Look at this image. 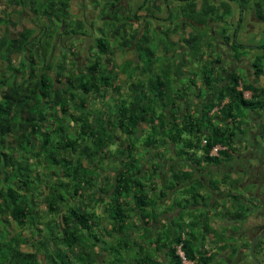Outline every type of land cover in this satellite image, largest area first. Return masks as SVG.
<instances>
[{
    "label": "trees",
    "instance_id": "16d2710c",
    "mask_svg": "<svg viewBox=\"0 0 264 264\" xmlns=\"http://www.w3.org/2000/svg\"><path fill=\"white\" fill-rule=\"evenodd\" d=\"M161 1L142 0L137 10L145 17L153 15L161 9ZM181 1L180 15L197 24L219 18V9L231 13L224 1L217 6L208 0L199 6L196 0ZM2 4L4 11L30 15L34 21L46 17L47 22L38 23L43 31L31 26L13 35L0 34V264H159L155 252L160 249L165 250L169 264H183L178 247L193 264L214 260L212 246H205L204 232H210L208 215L195 209L198 200L205 198L198 189L203 180L180 164L196 163L195 148L202 150L206 162L230 159L231 146L244 134L236 120L244 118V110L264 108V86L243 83L234 73L216 93L217 100L206 104L207 109L201 108L199 114L191 112L187 106L190 98L177 88L183 94L182 99L179 96L184 101L183 111L171 77L182 74L183 62L170 65L168 60L154 68L160 58L149 46V36H140L132 28L122 5L109 11L108 29L97 27L94 49L89 51L94 57L80 69L76 70V62L68 65L66 54L53 61L51 55L37 68L33 60L43 62V52L59 42L54 32L68 38L89 36L93 25L88 30L87 21L69 15L70 0H3ZM256 4V15L263 19L259 10L264 5ZM7 25L17 24L0 15V27ZM127 26L131 27L129 33ZM105 30L117 41L116 47ZM204 35V31L196 32L192 41H187L195 56H199ZM223 38L233 47L242 46L233 44L234 32ZM132 44L136 62L125 60L119 66L113 60L116 49L126 51ZM259 47L264 49V43ZM71 48L72 44L67 50ZM263 59L264 54L258 55L252 63L257 77L264 71ZM140 67L145 78L130 80ZM203 70V82L210 86L208 69ZM120 73L132 81V90L123 92L117 84ZM192 82L189 78L188 84ZM244 91L251 92L250 98ZM223 97H228V102L221 103ZM215 106L218 112L209 114ZM213 117L222 124L214 126ZM201 132L206 140L200 145ZM8 137L11 146L6 145ZM215 144L226 148L210 154ZM173 148L176 158L167 155ZM98 179L100 186L93 183ZM90 188L93 195L83 194ZM96 191L101 194L95 196ZM167 191L182 193L172 206L186 209L184 213L190 216L185 220L180 210L178 218L155 227L169 209L157 207ZM232 197L239 202V196ZM39 204L44 207L37 209ZM240 212L227 211L225 217H238ZM133 216L139 224L131 221ZM200 226L203 230L195 231ZM218 237L213 243L223 250L224 233ZM23 245L35 250H24Z\"/></svg>",
    "mask_w": 264,
    "mask_h": 264
},
{
    "label": "rangeland",
    "instance_id": "374dc122",
    "mask_svg": "<svg viewBox=\"0 0 264 264\" xmlns=\"http://www.w3.org/2000/svg\"><path fill=\"white\" fill-rule=\"evenodd\" d=\"M2 1H0V15H3L7 18H11L13 21L16 22V27H12L11 25H7V26H2L0 27V34H14L16 30L21 29L22 27H33L36 29V31L38 30H42V28H40V25L38 26V23L41 24L43 22H47L46 21V17H40L38 20L36 19L34 21V19L32 20L30 15H26V16H20L18 15V13H13L12 11L9 10H3L4 5L2 4ZM102 0H70V7H69V12H70V16L73 18H81L84 19L85 21L88 22V26L87 29L90 30L91 28L89 26L93 25V31L90 33V35H77V36H73V37H65V35H59L58 32H54V38L56 39L57 36L59 38V42L57 40V44L51 48H49L48 50L45 51L44 47L42 49V52L45 53V58L42 61H37V60H33V64L39 68L43 65H45L48 61V57L52 55V61L55 59H60L62 57V54H66L67 55V61L69 62V66L72 65V63L76 62L77 63V68L76 70L80 69L85 63L88 62L89 59H92L94 57V55L90 54L89 51H93L94 46H93V37L94 35H96L99 31L97 29V27H102L105 29L107 28V21L109 20L108 17V13L110 10H113L115 7L122 5L123 6V12L125 15H129L130 18L135 17L136 18V14H142L143 12H138V4L140 3V1L142 0H105V1H110L111 3L108 5H104V1ZM209 2H211V0H208ZM229 1V0H228ZM259 3L263 4L264 0H258ZM163 1H161V9L159 11H157L155 13V15H158L159 17H162V19H164L165 17H169L167 20H160L158 21L156 20H152V18H148L146 17L145 19H148L146 22V26L149 27L150 30L146 31V26L145 23L140 19V16L138 17L139 20H132V28L136 29L137 31H139L140 36L143 35H148L149 39H155L158 40L159 36L161 35L159 30L161 29H154L155 27H153L154 25L156 26V24H160L162 27H166L168 26V24H173L176 16L180 15V11H178V8L180 9L182 6V1L181 0H166V2L168 3V7L166 8V6L164 4H162ZM112 3L116 4L114 7H112ZM231 2L229 1V4ZM91 4H96V6H92ZM106 4V3H105ZM125 4V5H124ZM232 5V3H231ZM233 8L236 9V11H238V5L233 3ZM156 11V10H155ZM241 11V9H240ZM100 13V14H99ZM111 13V11H110ZM121 13V12H120ZM104 15H106V17H104ZM141 16L145 17L144 14H142ZM241 20L242 22L239 24L238 22H236L235 24H230L232 22H230L233 18V21L238 20L239 18H235L234 15L232 14H228L227 18L224 19V21L220 18L219 19V26L217 28V24L211 23V29L213 30L212 33H206V37H207V42H209L210 40H216L217 43L214 44L213 41L209 42L210 45H208L204 50H206L204 53L209 52L210 54H203L201 52V54L199 56H195L192 55L191 50H189L188 48V42L190 40V37L186 36V31H188L190 29V26H188V28L186 27H181L180 26V21L179 24H174L171 28L173 29H169L168 30V34L171 35V40L173 42H176L178 44V47L180 48V50L176 47V46H169L168 49L164 52L161 51L160 48H157L154 45V40L153 42L151 41V43L149 44V46H151L152 48L154 47V49L156 50V53L159 55L158 58L159 61L156 64V66H158L159 63H167L168 60L170 62H168L170 65L172 63H177L179 64L181 61L184 63V67L180 66V69L182 70V74H175V78L178 81V86H182L184 85L187 80L189 78L193 79V82L191 84H188L187 87H185V92H187L188 97H190L189 103H188V107H190V110H192V108L194 106H197L195 101L193 100H197L198 96L194 95V94H199L200 95V100H202L203 103L208 104L209 101H216L217 100V96L216 93L218 92L219 89H221L222 87L220 86L222 83L223 85H225L226 83L228 84L229 78H230V73L229 71L232 70L237 72L240 76V80L243 81V55L240 59V61H237L236 58L234 57V52L233 49L234 48H239L240 46L236 45L235 47L233 46H227L226 44H222L224 43L223 41H219L217 40V38L215 37L216 34H218V36H220L221 40L223 39V37L228 33L229 36L232 35L233 33V29L234 27L237 25V28L235 30L234 33V38L233 39V44H240L243 45V53L246 54V60L249 62H252V59L247 58L251 56V53L254 52V49H251V47L248 46H255L258 45L259 43H264V23H261L259 21L256 20H252L251 18H249L247 16L244 17V11L240 13ZM142 17V18H143ZM230 19V20H229ZM236 19V20H235ZM144 20V19H143ZM209 21V20H208ZM90 22H93V24H91ZM106 22V23H105ZM36 24V25H34ZM159 25V26H160ZM49 27V26H48ZM48 27L46 28V30L48 29ZM98 27V28H99ZM126 31L129 33L131 32V27L127 26ZM153 29L155 31H153ZM43 31V30H42ZM106 31V30H105ZM157 31V32H156ZM208 32V30H206ZM107 32V36H109L110 41L113 43V46L116 47L117 46V41L113 39L112 36H110L109 32ZM164 34V33H163ZM205 37V38H206ZM213 37H215L213 39ZM204 38V39H205ZM169 41V40H168ZM180 42H182L180 44ZM60 43V45H59ZM72 44L73 48H71V50H67V47ZM133 45V44H132ZM131 45V46H132ZM203 45V44H202ZM93 46V47H92ZM218 46V48H216ZM231 48V49H230ZM119 53L116 54V56L114 55L113 60L115 61V63L117 64H121L122 61L127 60L129 58H132L133 60L135 58V54L132 52L131 49H127L126 52H120L118 50ZM181 53L183 54V60H180L181 58ZM255 53V52H254ZM253 54V53H252ZM169 57L170 59H163L165 57ZM253 58V56H252ZM217 60V62L215 63V67L217 68L216 71L221 72V70H223L224 72L221 73L220 76L216 77L215 83H213L212 81V77L213 75H211V73H213L212 71L210 73H206L208 74V77H210V86H207L205 84V82H203L204 79V68H208L211 67V64H207L208 60ZM192 61L194 62L192 64ZM75 63V65H76ZM138 63H142L139 62ZM253 63V62H252ZM251 63V72L252 70H254V66ZM263 67H264V59L262 61ZM221 67V68H220ZM155 68V67H154ZM238 68V69H236ZM236 69V70H235ZM247 69V68H246ZM117 70V69H116ZM48 73V71H47ZM53 71H50V74H53ZM179 73V72H178ZM132 77H134L133 80L138 78H145V76L147 74H143V70L140 67V69L137 72H132ZM245 77L248 78V75H246V72L244 73ZM126 74L121 73L117 79L118 82L117 84H121L122 88H123V92L124 91H130L133 88V83L132 81H127L126 79ZM149 77V74H148ZM259 77V76H258ZM245 79V78H244ZM129 82V83H128ZM188 83V82H187ZM212 84H214L212 86ZM174 87L172 89H174V91L177 90L176 85H173ZM242 86V82H240L238 84V89H240ZM176 89V90H175ZM176 94L178 95L177 97V102L180 104V108L184 111V101H182L181 99L183 98V94L179 93L178 91H176ZM170 96V94H168ZM185 95V96H187ZM215 95V96H214ZM179 96L181 99H179ZM244 96L249 98L250 93L248 91H244ZM195 99H191L194 98ZM200 101V103L197 104H201L202 103ZM224 102H228V97H223L221 103ZM203 109H207L206 105L203 107ZM214 112H218L217 110V106H215L212 110H210L209 114H213ZM219 114V113H217ZM262 119H264V109H262V113L261 115H259ZM230 120V119H229ZM240 124V129H244L243 127V118L242 120L239 118H237L236 121H239ZM245 121V120H244ZM213 122H214V126L215 124L220 125L222 124L221 121H219L218 118L213 117ZM203 127V126H202ZM201 127V129H203ZM264 127H262L263 130ZM256 130V129H255ZM256 132L259 133V130H256ZM252 133V132H251ZM256 134L255 139L249 138L247 136V140L244 141L243 143V134L238 135V139L237 141L234 142V145L231 146L230 149H232V158L233 161L231 164H229L228 166H226V163L228 161L227 160H223L220 162H206L203 159V155H202V150L199 148H195L194 150V154H196L194 157V160L196 161V163H185V164H180L181 167H183L184 169H187L190 171H192L193 176L197 177L201 180H203V184L200 188H198L204 195L205 198L204 200L199 199L197 204H196V212L198 213H205V210L209 211L208 215V224L210 225V233L212 232V234H208L206 236V240H205V246L206 247H211L214 243H213V234H216L217 231L219 230L222 219V216H226L224 215V213H222V209H224L222 206V204H226V206H231V202L233 200L232 196H241L240 192H243V189H241L240 187H237V183L240 182L241 180H243V173L236 171L235 168H241V166L243 165V152L246 154L245 158L249 159L253 152H264V130L263 132L259 135ZM200 135V145L203 144L206 140V134L201 132L199 133ZM252 139V140H251ZM247 143V144H245ZM6 145L11 146L13 145V141L10 137L7 138V142ZM249 145L250 146V151L248 152L246 151V146ZM235 148V150H234ZM166 150V148L164 149ZM167 155L171 156L172 158H176V151L175 149H170L169 152L167 153ZM216 155V154H214ZM262 160H264V156H260ZM251 159V158H250ZM118 160V159H117ZM193 160V161H194ZM194 161V162H195ZM234 162V163H233ZM224 164V165H223ZM235 164L237 165L235 167ZM262 166L263 171H264V165H259ZM235 167V168H234ZM243 167V166H242ZM230 170V172H229ZM252 170V168H251ZM99 171V170H98ZM264 177V174H263ZM226 179V182L223 183V180ZM209 180H217L218 183L217 184H211L208 182ZM94 184H101V179H98V181L94 180L93 181ZM159 186L161 185V182H158ZM251 188V187H250ZM263 188H264V184H263ZM41 189H43V187H41ZM178 190V189H177ZM83 194H92L93 195V188H90L86 191H84ZM101 193L99 191H96L95 196H99ZM182 193L179 192H174V191H167V194L158 202L157 207L160 210L163 209H168L166 210L165 213H163L159 218V221L155 224V227L157 225H160L161 227L165 226L166 223H168L170 218H178L179 217V212L180 210H183V212H181L180 214L183 215V217L185 218V220H188V216L189 214L184 213L186 209H179L177 207H173V200L174 199H180L182 198ZM103 197L105 198L106 196L103 195ZM86 198H84L85 200ZM231 199V202H230ZM104 201V200H103ZM214 203V205L217 208V211L215 209V207H212V204ZM223 202V203H222ZM212 203V204H211ZM208 205V207H206ZM231 204V205H230ZM203 205V206H202ZM43 204H39L37 206V209L43 208ZM173 207V208H172ZM192 206H190L189 208H191ZM103 208V205L100 204L98 211L101 212ZM193 208V207H192ZM191 208V209H192ZM194 209V210H195ZM216 211V212H215ZM192 213L193 210H189L188 213ZM215 213V214H214ZM190 216V215H189ZM192 219V218H191ZM202 220V217H201ZM201 220H199L198 223H201ZM132 222H135V224H137V218L135 216L132 217L131 219ZM130 220L128 221L131 222ZM140 223V222H139ZM138 223V224H139ZM222 226V225H221ZM11 227H15L14 225H12ZM9 227V228H11ZM12 228V229H13ZM200 228V227H199ZM201 229V228H200ZM196 231V229H195ZM223 231V229H222ZM219 235L223 232H221V230L218 232ZM136 234V233H135ZM212 235V236H211ZM116 240V239H115ZM115 240L113 242H115ZM212 241V242H211ZM197 243V242H196ZM22 248L24 250H31L34 251V247H30V246H26L23 245ZM228 248H224L223 252L226 251ZM164 249H160L158 252H155L156 257L159 260V264H169L166 253L164 252ZM38 258L40 260L43 261V256L41 254L38 255ZM126 258H128V256H126ZM213 261V260H212ZM211 261V262H212ZM210 262V263H211ZM224 263V262H222Z\"/></svg>",
    "mask_w": 264,
    "mask_h": 264
},
{
    "label": "flooded vegetation",
    "instance_id": "af4514ba",
    "mask_svg": "<svg viewBox=\"0 0 264 264\" xmlns=\"http://www.w3.org/2000/svg\"><path fill=\"white\" fill-rule=\"evenodd\" d=\"M163 4L166 6V8L168 7V3L166 2V0H163ZM178 11H179V8H178ZM147 17L152 18V20L157 19L158 21L159 20L164 21L168 19V17H165L164 19H162V17L155 15V13ZM179 17L181 18L182 16L179 15ZM145 18L146 17H143L140 19L145 23V26H146L145 20L147 21L148 19H145ZM128 19L131 24L134 23V22L132 23V20H139V18H135L132 16L131 18L129 17ZM180 24L184 25V22L181 21ZM169 26H166L165 28L160 27L161 29L158 28L157 24L156 26L155 25L153 26L155 27L154 29H157V28L160 29L159 30L161 34L159 36L160 40H163V38L165 37V33L167 32L166 30H168L167 28ZM154 29L153 31H155ZM148 30L150 29L148 26H146V31ZM212 32L213 30H211L210 33ZM131 49L132 51L134 50V45L131 46ZM234 55H235L234 57L236 58V60L240 61L243 54L241 53L239 56H237L234 53ZM222 72L224 71L223 70H221V72L214 71L213 73H211V75H213L214 79L216 80V77L220 76ZM229 73H230V78H231L232 74L237 73V72L235 71L232 72L231 70L229 71ZM262 109L264 108L250 109L249 118L247 119V121L245 120L247 124L244 127V129L245 131H247V136L249 138L256 140L255 136L258 133L256 132V130H259V133H258L259 135L263 132L262 127H264L263 126L264 124L257 121V119H262L259 116L262 113ZM246 138L247 137H243V139H246ZM246 151L251 152L249 145L246 146ZM245 156L246 154L243 152V165H242L243 167L241 166L240 169L235 168L237 166L236 164L234 167L235 170L238 171V173L239 172L243 173V180L237 183V187L238 188L240 187L241 189H243V192H240L241 193L240 200L237 203L234 200L231 202V199H230V202L232 204V205L230 204L231 206H226V204L222 202L223 203L222 207L224 208L222 209L223 211L222 213H224V215H226L227 211L228 213H235V212L241 211L240 213L242 214L239 215L238 217L225 218L226 221L222 222L221 224L222 226L220 225L221 228H219L216 234H213L212 239L217 240L219 239L218 232L221 230V232L224 233L222 243L225 244L226 248L228 249L223 252V250L217 249L215 247L216 243H214L212 245V248H213L212 254L214 255V260L211 263L209 262L208 264H264V188H263L264 171H263L262 166H259V165H264V160H262L260 157V156H264V152H261V153H259V151L253 152L252 156L250 157L251 159L250 158L247 159L245 158ZM233 159L234 158H232L231 156V158L228 159L226 166L231 164ZM225 182L226 180L223 181V183ZM208 205L209 204H207L206 207H208ZM239 205L243 207L241 210L237 208ZM212 207H215L216 211H217V208H219V207H216L214 203L212 204L211 208ZM205 212L207 214L209 213V211L207 210H205ZM200 227H201V230H203L202 226ZM204 234L205 236H207L208 234H212V232L207 233L205 231ZM233 248H236V251L234 252V254L231 252ZM231 253L233 255H231Z\"/></svg>",
    "mask_w": 264,
    "mask_h": 264
},
{
    "label": "crops",
    "instance_id": "0c3cea01",
    "mask_svg": "<svg viewBox=\"0 0 264 264\" xmlns=\"http://www.w3.org/2000/svg\"><path fill=\"white\" fill-rule=\"evenodd\" d=\"M102 1H104L105 3L107 2V1H105V0H102ZM101 1V2H102ZM226 2V3H228L229 4V1L232 3V5H231V3L229 4V6H230V9H231V13L230 14H232V15H234V17L235 18H239L238 20H236V21H233V18H232V20L230 21V22H232V23H230V24H235L236 22H242V20H241V17H243V16H240V13L241 12H243L244 11V17L245 16H247V15H249L248 17L249 18H251L252 20H256V21H259V22H261V23H264V16H263V19H261V18H259L257 15H256V7H257V1L258 0H249V2H247V3H245V2H243V0H211V2H209V3H211V4H213L214 6H217V5H221V4H223L222 2ZM201 2H202V0H196V3H197V5L199 6L200 4H201ZM259 2V1H258ZM104 3V5H107V4H105ZM233 3L234 4H237L238 5V11H236V9H234L233 8ZM92 6H96V4H91ZM125 5V4H124ZM263 5L264 4H262V7H263ZM240 9H241V11H240ZM180 11V10H179ZM225 11V10H224ZM264 13V7L263 8H261V10H259V13ZM220 16H219V18L218 17H215L214 19H212V18H209V21L206 23V24H197V23H195L194 21H191V20H189V19H187L186 17H179L178 15L176 16V18H175V20H174V22H173V24H170V28L174 25V24H179V22L178 21H183L184 22V25H182V24H180L182 27H186V28H188V26H190V29L188 30V31H186V36L187 37H190V40L189 41H192V34H196V32H200V31H204L205 32V35L203 36V40L201 41V43H200V47H199V55L201 54V52L203 53V54H210L209 52H207V53H204L206 50H204L208 45H210V43L209 42H211V41H213V40H210L209 42H207V37H206V33H210L211 32V23H216L217 24V28H218V26H219V24H218V22H219V19L221 18H223L222 20L224 21V19H226L227 18V15L228 14H225L224 12H223V9H219L218 10V12H217ZM100 14V13H99ZM143 14V13H142ZM223 14H225V15H223ZM145 16V15H144ZM222 16V17H221ZM143 16H141L140 18H142ZM226 17V18H225ZM169 18V17H168ZM81 19V18H80ZM230 20V19H229ZM160 21V20H159ZM239 22H238V24H239ZM237 24V25H238ZM160 24H158V28L159 27H161L162 28V26L160 25ZM237 25L234 27V29H233V32L235 33V30H236V28H237ZM168 26H169V24H168ZM157 28V29H158ZM169 28V29H170ZM171 29H173V28H171ZM206 30H208V32L206 31ZM229 33V32H228ZM228 33L226 34V35H228ZM206 37V38H205ZM216 38H217V40H219V41H222L223 40V42H224V38L221 40V38H220V36H218V34H216V36H215ZM215 37H213V39L215 38ZM205 38V39H204ZM153 40H154V45L157 47V48H160L161 49V51L162 52H164V51H166L167 49H168V47L169 46H176L177 48L178 47H181V46H178V44L176 43V42H173L172 40H171V35H167V34H165V37L163 38V40H160L159 38H158V40H156L155 41V39H151V41L153 42ZM169 40V41H168ZM214 42V44L215 43H217L216 42V40H214L213 41ZM182 42H180V44H181ZM212 43V42H211ZM203 44V45H202ZM222 44H226L227 46H230L231 47V45H229L228 43H222ZM263 43H259L258 45H255L254 47L253 46H248V47H251V49H254V52H252L251 53V56L250 57H247V58H250V59H252V62H253V60H254V58L256 57V56H258V55H262V54H264V49L262 48V47H259V46H261ZM112 45H113V43H112ZM154 48V47H153ZM189 48V47H188ZM216 48H218V46L216 47ZM179 50H180V48H178ZM219 49V48H218ZM231 49V48H230ZM118 48L116 49V52H115V56H116V54L117 53H119L118 52ZM189 50H191V53H192V55H194V53H193V51H192V49H190L189 48ZM120 51V50H119ZM120 52H126V51H120ZM133 53H134V51H132ZM154 52H155V55L157 56V57H159V55L156 53V50L154 49ZM233 52L234 53H237V52H242V54H243V76H244V78H243V83H252V84H255L257 87H263L264 86V72L259 76V77H257L255 74H254V70H252V72H251V63L252 62H249V61H247L246 60V54L245 53H243V45L242 46H240L239 48H234L233 49ZM235 56V55H234ZM252 56H253V58H252ZM114 57V56H113ZM181 57H183V54L181 53ZM182 59V58H181ZM127 60H130V61H134V63L136 62L135 61V59L133 60L132 58H129V59H127ZM183 60V59H182ZM122 62H124V60L122 61ZM217 62V60H208L207 61V64H211L212 66L211 67H208V68H206V69H208V73H210L211 71H216L217 70V66L215 67L214 65H215V63ZM158 63V62H157ZM156 63V64H157ZM194 62L192 61V64H193ZM122 64V63H121ZM121 64H119V66L121 65ZM156 64H155V68H158V66H156ZM159 64H162V63H159ZM183 67H184V63H182L181 64ZM221 68V67H220ZM247 68V69H246ZM205 69V68H204ZM134 72V71H133ZM246 72V75H248V78H246L245 77V73ZM172 73V72H171ZM121 74V73H120ZM119 74V75H120ZM171 75V74H170ZM172 79L174 78L175 79V82H174V84L176 85V87L179 89V90H183V92H185V87H187L188 85H186V84H188L187 82H189V79L187 80V82L184 84V85H182L181 87L180 86H178V81H177V79L175 78V75L173 74L172 76ZM133 77H131L130 78V80L132 79ZM134 79V78H133ZM212 79H213V83H215V79H214V77H212ZM214 84H212V86H213ZM223 85V83L220 85V86H222ZM224 86V85H223ZM250 94H251V92L250 91H248ZM186 93V95H187V92H185ZM194 95H196V96H198L197 98V100H193V99H195V97L194 98H191L193 101H195V103H196V105L197 106H194L193 108H192V113L193 114H199L200 113V109L201 108H203L205 105H206V103H203L202 102V100H200L201 98H200V95L199 94H194ZM188 96V95H187ZM215 96V95H214ZM261 96L259 95V98H260ZM188 98H190V97H188ZM258 98V99H259ZM200 101L202 102L201 104H197V103H200ZM210 102V101H209ZM207 106V105H206ZM196 107V108H195ZM194 110H195V112H194ZM245 111V116H244V120H246L247 121V119L249 118V112H250V110L248 111V110H244ZM210 112V111H209ZM261 115V114H260ZM243 120V127L244 126H246V122ZM257 121H259L260 123H263L264 124V119H257ZM264 126V125H263ZM263 130H264V128H263ZM245 137H247V131H244V134H243ZM263 136H264V134H263ZM245 140H247V138L246 139H243V143H244V141ZM245 144H247V143H245ZM223 161V160H222ZM226 217H224V216H222V221H220L221 222V224H222V222L224 221H226V219H225ZM199 226V225H198ZM201 230L199 227H197L196 228V231L197 230ZM198 230V231H199ZM198 243V242H197Z\"/></svg>",
    "mask_w": 264,
    "mask_h": 264
},
{
    "label": "built area",
    "instance_id": "2783aa9c",
    "mask_svg": "<svg viewBox=\"0 0 264 264\" xmlns=\"http://www.w3.org/2000/svg\"><path fill=\"white\" fill-rule=\"evenodd\" d=\"M225 148H226V147L223 146V145H221V144H215V145H213V146L211 147L210 154H213V155H214V154H217V153L219 152V150H222V149H225ZM177 252H178V254H179L180 257H181V259H182V263H183V264H193L192 261H189V260H187V259L185 258L184 253H183V251L181 250L180 247H178Z\"/></svg>",
    "mask_w": 264,
    "mask_h": 264
}]
</instances>
